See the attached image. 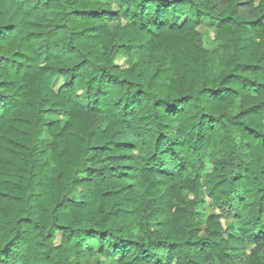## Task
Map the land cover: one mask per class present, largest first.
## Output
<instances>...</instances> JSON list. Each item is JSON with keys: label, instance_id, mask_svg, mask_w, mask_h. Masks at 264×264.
<instances>
[{"label": "trees", "instance_id": "obj_1", "mask_svg": "<svg viewBox=\"0 0 264 264\" xmlns=\"http://www.w3.org/2000/svg\"><path fill=\"white\" fill-rule=\"evenodd\" d=\"M0 264H264V0H0Z\"/></svg>", "mask_w": 264, "mask_h": 264}, {"label": "rangeland", "instance_id": "obj_2", "mask_svg": "<svg viewBox=\"0 0 264 264\" xmlns=\"http://www.w3.org/2000/svg\"><path fill=\"white\" fill-rule=\"evenodd\" d=\"M200 30L201 36H202V43L206 49H212L214 46V31L210 27L206 26H201L198 28ZM137 61V55L134 53L133 56L129 59L125 58H118L116 60V64L119 65L122 68L128 67L129 65L131 66ZM63 81H59L56 84V89L62 85ZM206 173L211 171V167L208 165L206 168ZM202 194L203 198H205V208H204V215H203V220L204 222L207 220V218L213 214H218V211L212 207V204L210 201L207 199L208 196V189L203 184L202 186ZM232 221L230 219H224L222 220V224L224 228H228L231 225ZM96 249V248H95ZM253 247H250L249 250H252Z\"/></svg>", "mask_w": 264, "mask_h": 264}]
</instances>
